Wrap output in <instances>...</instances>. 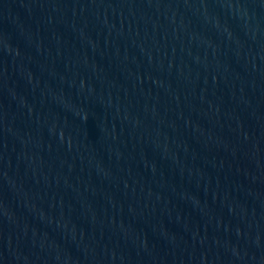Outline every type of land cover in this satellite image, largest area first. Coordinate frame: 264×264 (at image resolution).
<instances>
[{
  "label": "water",
  "instance_id": "water-1",
  "mask_svg": "<svg viewBox=\"0 0 264 264\" xmlns=\"http://www.w3.org/2000/svg\"><path fill=\"white\" fill-rule=\"evenodd\" d=\"M0 264H264V0H0Z\"/></svg>",
  "mask_w": 264,
  "mask_h": 264
}]
</instances>
